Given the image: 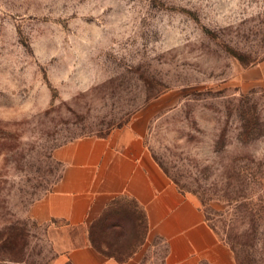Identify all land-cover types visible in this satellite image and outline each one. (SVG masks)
Listing matches in <instances>:
<instances>
[{
    "label": "rangeland",
    "instance_id": "1",
    "mask_svg": "<svg viewBox=\"0 0 264 264\" xmlns=\"http://www.w3.org/2000/svg\"><path fill=\"white\" fill-rule=\"evenodd\" d=\"M263 61L264 0H0V264H59L62 224L29 216L53 151L134 120L237 264H264V88L245 74ZM87 235L164 264L132 205Z\"/></svg>",
    "mask_w": 264,
    "mask_h": 264
},
{
    "label": "crops",
    "instance_id": "2",
    "mask_svg": "<svg viewBox=\"0 0 264 264\" xmlns=\"http://www.w3.org/2000/svg\"><path fill=\"white\" fill-rule=\"evenodd\" d=\"M264 88V61L246 73ZM251 77V78H250ZM145 124L134 120L105 137H83L56 148L61 166L51 191L29 208L40 224L59 223V264H140L141 248L119 258L89 241L91 225L117 206L132 205L148 235L165 248L164 264H237L230 246L208 223L198 201L183 193L144 144Z\"/></svg>",
    "mask_w": 264,
    "mask_h": 264
}]
</instances>
